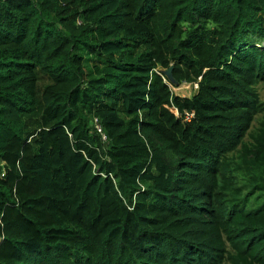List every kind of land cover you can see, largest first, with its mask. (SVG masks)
Segmentation results:
<instances>
[{"label":"trees","instance_id":"trees-1","mask_svg":"<svg viewBox=\"0 0 264 264\" xmlns=\"http://www.w3.org/2000/svg\"><path fill=\"white\" fill-rule=\"evenodd\" d=\"M263 81L264 0H0V264H264Z\"/></svg>","mask_w":264,"mask_h":264},{"label":"rangeland","instance_id":"rangeland-1","mask_svg":"<svg viewBox=\"0 0 264 264\" xmlns=\"http://www.w3.org/2000/svg\"><path fill=\"white\" fill-rule=\"evenodd\" d=\"M173 90L175 91L176 94L182 96V97H189L192 96L193 93H195L196 89H197V84H188V83H184L181 86L178 87H173ZM259 92L261 94L262 100L264 101V81L261 82L259 84ZM263 116L260 115L259 118H261ZM257 125V122H255L254 126Z\"/></svg>","mask_w":264,"mask_h":264},{"label":"built area","instance_id":"built-area-1","mask_svg":"<svg viewBox=\"0 0 264 264\" xmlns=\"http://www.w3.org/2000/svg\"><path fill=\"white\" fill-rule=\"evenodd\" d=\"M188 116H190V115H188ZM98 128H99V130L101 131V128H100V126H98Z\"/></svg>","mask_w":264,"mask_h":264}]
</instances>
